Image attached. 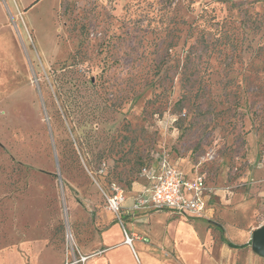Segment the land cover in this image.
Returning <instances> with one entry per match:
<instances>
[{
	"label": "rangeland",
	"instance_id": "374dc122",
	"mask_svg": "<svg viewBox=\"0 0 264 264\" xmlns=\"http://www.w3.org/2000/svg\"><path fill=\"white\" fill-rule=\"evenodd\" d=\"M4 1L0 264H86L158 155L214 190L203 264H264V0Z\"/></svg>",
	"mask_w": 264,
	"mask_h": 264
},
{
	"label": "crops",
	"instance_id": "0c3cea01",
	"mask_svg": "<svg viewBox=\"0 0 264 264\" xmlns=\"http://www.w3.org/2000/svg\"><path fill=\"white\" fill-rule=\"evenodd\" d=\"M5 4L4 0H0V30H7L10 16L12 17L14 13L18 15L20 12L16 7L12 13ZM169 158L183 170L189 179L197 176L191 171H187L179 160ZM158 164L157 157L153 167L159 169ZM207 184L213 189L209 181ZM149 186L150 183L146 178L141 177L138 182H134L130 190H124L126 201L122 206L121 218L118 219L114 213L108 211L114 216L115 223H112L100 237L99 253L96 256L84 258L86 264H174V260L161 261L159 247L162 246L173 251V254L178 257L176 261L178 264H203L200 246L202 238L206 235V227L202 220L209 219L212 214L211 201L216 196L214 190L206 195L207 212L205 217L192 218L167 211L153 212L147 209L134 211L133 206L138 197ZM196 221H200V223H195ZM126 235L132 238L131 243L126 241ZM144 239H149L150 243ZM223 243L230 249L244 248V246L231 248L225 241Z\"/></svg>",
	"mask_w": 264,
	"mask_h": 264
},
{
	"label": "built area",
	"instance_id": "2783aa9c",
	"mask_svg": "<svg viewBox=\"0 0 264 264\" xmlns=\"http://www.w3.org/2000/svg\"><path fill=\"white\" fill-rule=\"evenodd\" d=\"M157 157L159 169H155L153 163L141 173V177L146 178L150 186L138 197L133 210L138 212L147 209L153 212L167 211L192 218L205 217L206 195L213 192L205 176L200 174L189 179L172 159L165 155ZM106 199L108 211L120 219L122 206L126 201L124 190L114 184ZM144 240L147 241V239ZM126 241L131 243L132 238L126 235Z\"/></svg>",
	"mask_w": 264,
	"mask_h": 264
},
{
	"label": "water",
	"instance_id": "95a60500",
	"mask_svg": "<svg viewBox=\"0 0 264 264\" xmlns=\"http://www.w3.org/2000/svg\"><path fill=\"white\" fill-rule=\"evenodd\" d=\"M252 251L264 258V227L253 232L251 237Z\"/></svg>",
	"mask_w": 264,
	"mask_h": 264
},
{
	"label": "trees",
	"instance_id": "16d2710c",
	"mask_svg": "<svg viewBox=\"0 0 264 264\" xmlns=\"http://www.w3.org/2000/svg\"><path fill=\"white\" fill-rule=\"evenodd\" d=\"M38 1H40V0H36V1L32 4V6L35 5V3H37ZM71 66H72V65H71ZM80 80H81V79H80ZM80 80L77 78V80H76V81L74 80V82H76V84H77V82H79ZM80 82H81V81H80ZM153 158H154L153 160H151L149 163L145 164V165L142 167V169H141V171H140L139 180H140V178H141V173H142L143 169H145V168H149V167L154 163L156 156H154ZM114 184H116V183H114ZM117 185H119V184H117ZM119 186L123 189V187H122L121 185H119ZM123 190H124V189H123ZM111 191H112V190H111ZM111 191H110V193H111ZM222 239H223V241H225V242H226L231 248H232V247L240 248V246L234 245L233 243L231 244L228 240H225L224 238H222Z\"/></svg>",
	"mask_w": 264,
	"mask_h": 264
}]
</instances>
